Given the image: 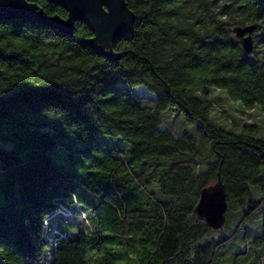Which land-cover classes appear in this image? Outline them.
Segmentation results:
<instances>
[{
	"label": "trees",
	"instance_id": "16d2710c",
	"mask_svg": "<svg viewBox=\"0 0 264 264\" xmlns=\"http://www.w3.org/2000/svg\"><path fill=\"white\" fill-rule=\"evenodd\" d=\"M125 1L135 21L114 60L88 45L82 22L66 35L0 20V264H264V136L252 120L230 121L238 132L213 124L208 89L264 110V0ZM237 26H253L250 55ZM116 83L145 87L155 101ZM169 113L196 132L177 135ZM218 178L228 232L194 214ZM72 208L93 227L74 237L61 223ZM237 238L239 250L229 249Z\"/></svg>",
	"mask_w": 264,
	"mask_h": 264
},
{
	"label": "water",
	"instance_id": "95a60500",
	"mask_svg": "<svg viewBox=\"0 0 264 264\" xmlns=\"http://www.w3.org/2000/svg\"><path fill=\"white\" fill-rule=\"evenodd\" d=\"M64 9L67 16L48 17L36 4L26 0H0V20L20 19L30 24L49 25L66 35L73 32L74 24L82 22L93 32L87 43L98 54L109 60L114 43L133 31L135 15L129 10L125 0H47ZM246 55L253 52V26H237L233 29ZM228 205L225 188L217 182L203 188L194 208V214L213 231L221 230L226 221Z\"/></svg>",
	"mask_w": 264,
	"mask_h": 264
},
{
	"label": "rangeland",
	"instance_id": "374dc122",
	"mask_svg": "<svg viewBox=\"0 0 264 264\" xmlns=\"http://www.w3.org/2000/svg\"><path fill=\"white\" fill-rule=\"evenodd\" d=\"M114 89L117 92L124 91L134 99L142 98L151 100L152 103L155 101V96L142 86L131 87L123 83H116L114 85ZM208 89L211 93V100L213 102V108L211 111L213 124L226 130L238 132L237 127L232 126L230 121H233L238 125H242L246 121L249 122L252 120L251 125H254L257 128L259 135L264 136V110L255 108L254 110L247 112L238 103L229 100V98L226 96V93L224 94L223 92L214 90L212 88ZM163 118L166 124L170 125L177 135L183 133L184 131H187L190 134H194L196 132V124L184 122V119L179 115L169 113L164 115ZM99 143L106 146L109 144H119L121 145L120 148L123 149V151H126V148L130 150V146L120 139L114 140L109 138H101L99 139ZM122 145L124 147H122ZM72 210L75 211V216H71L62 220L60 218L52 220L50 223H52V227H54L53 229H56V226L59 225V220H61L62 224L67 225V227L69 226L73 230V233H71L72 237H74L79 231L86 232L93 228L91 223L85 220L87 217L82 212L78 214L74 208H72ZM261 216L262 214L259 215V217ZM226 222V226H224L219 231L228 232L229 228L231 227L230 223L231 225L234 223V220H231L229 212L226 214ZM260 231L261 222L259 220V232ZM53 232L54 230L48 233L49 239L51 236H53ZM239 240L240 238H237L234 242H232V244L228 246V248L238 251L240 248ZM51 255L52 254H49L48 257H52Z\"/></svg>",
	"mask_w": 264,
	"mask_h": 264
},
{
	"label": "built area",
	"instance_id": "2783aa9c",
	"mask_svg": "<svg viewBox=\"0 0 264 264\" xmlns=\"http://www.w3.org/2000/svg\"><path fill=\"white\" fill-rule=\"evenodd\" d=\"M60 213H61L62 215H64V216H70V215H71V214L69 213V211H68L67 209L63 208V207H62ZM55 232H56V231H55ZM63 237H64V235H63Z\"/></svg>",
	"mask_w": 264,
	"mask_h": 264
}]
</instances>
